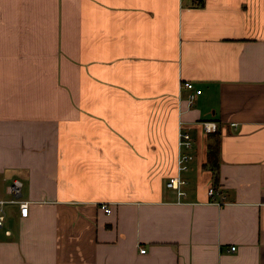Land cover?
<instances>
[{
    "label": "crops",
    "instance_id": "obj_1",
    "mask_svg": "<svg viewBox=\"0 0 264 264\" xmlns=\"http://www.w3.org/2000/svg\"><path fill=\"white\" fill-rule=\"evenodd\" d=\"M14 179L0 264H264V0H0V198Z\"/></svg>",
    "mask_w": 264,
    "mask_h": 264
},
{
    "label": "built area",
    "instance_id": "obj_2",
    "mask_svg": "<svg viewBox=\"0 0 264 264\" xmlns=\"http://www.w3.org/2000/svg\"><path fill=\"white\" fill-rule=\"evenodd\" d=\"M181 89H186L188 95L186 97L187 108L190 109L194 106L197 98L202 94V89L197 88V86L192 81H183L181 83ZM184 111H180L182 115ZM200 127L205 134H211L218 132L220 130V124L216 120H201L199 121ZM186 123L180 119L179 122V151L178 156V174L173 176L167 181L166 185L168 188H172L177 191L179 200L187 195L186 190L183 186L187 183L181 176L183 171L189 169L190 155L187 153V150H191L194 146L195 139L185 127ZM23 188V182L20 179H14L8 186L7 191L11 195L8 199L0 198V227L3 226L5 218L7 215L8 205L18 204L20 207V216L23 218L28 217L30 213V202L27 200H22L20 198ZM208 196L214 200V198L219 195L217 189L214 186L209 187ZM214 203L218 205L225 204L227 201L215 200ZM102 208L107 212L111 213V207L108 203H101ZM236 246L230 247L229 251H235ZM146 249H141L142 253H145Z\"/></svg>",
    "mask_w": 264,
    "mask_h": 264
},
{
    "label": "trees",
    "instance_id": "obj_3",
    "mask_svg": "<svg viewBox=\"0 0 264 264\" xmlns=\"http://www.w3.org/2000/svg\"><path fill=\"white\" fill-rule=\"evenodd\" d=\"M220 151H221L220 131L208 134L207 161L204 163L203 168L210 169L211 171L214 172V181L216 186L218 180Z\"/></svg>",
    "mask_w": 264,
    "mask_h": 264
},
{
    "label": "rangeland",
    "instance_id": "obj_4",
    "mask_svg": "<svg viewBox=\"0 0 264 264\" xmlns=\"http://www.w3.org/2000/svg\"><path fill=\"white\" fill-rule=\"evenodd\" d=\"M9 184H10V183H9ZM9 184H8V185H9ZM4 187H5L4 182L0 181V194L5 193V191H4Z\"/></svg>",
    "mask_w": 264,
    "mask_h": 264
}]
</instances>
